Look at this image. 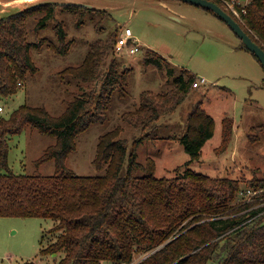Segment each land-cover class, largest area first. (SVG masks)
Wrapping results in <instances>:
<instances>
[{
	"label": "trees",
	"instance_id": "16d2710c",
	"mask_svg": "<svg viewBox=\"0 0 264 264\" xmlns=\"http://www.w3.org/2000/svg\"><path fill=\"white\" fill-rule=\"evenodd\" d=\"M213 1L222 6L221 0ZM56 5L52 1L28 5L0 17V96L12 95L27 73L36 72L30 55L32 46L47 43L57 52L69 48L63 20L56 24L59 47L46 37L28 40L27 17L35 16L33 30L37 32L55 17ZM60 5L69 12L79 9L80 17L85 10L96 11L77 3ZM237 7L245 21L240 25L264 48V0H248L245 6ZM116 33L92 44L80 64L58 71L62 79L93 82L87 90L63 99L62 112L53 114L43 105L23 103L8 115H0V216L52 218L54 224L49 231L55 239L41 247L40 254L62 252L55 264H122L130 262L135 252L149 251L134 264H264V216L236 226L242 217L237 213L248 205H236L240 189L264 186V175L217 177L184 167L174 175L157 176L150 157L147 163L137 159L141 138L127 152L120 125L98 136L93 162L103 169L102 173L82 175L66 166L78 134L94 118L101 117L113 90L117 88L122 94L126 86L130 69L115 56L103 68ZM162 60L146 58L147 62L155 61L159 69L165 67L167 75L173 74L169 61ZM198 78L194 73L186 78L179 74L173 79L172 90L141 93L124 117L146 127L182 100ZM231 123V119L222 121L224 140L232 137ZM214 124L213 116L200 101L189 113L186 128L178 138L189 154L188 161L201 156ZM26 126L54 137L35 159L38 165L53 159V173H18L9 166L7 139ZM126 158L128 165L123 173ZM23 264L38 263L26 260Z\"/></svg>",
	"mask_w": 264,
	"mask_h": 264
},
{
	"label": "rangeland",
	"instance_id": "374dc122",
	"mask_svg": "<svg viewBox=\"0 0 264 264\" xmlns=\"http://www.w3.org/2000/svg\"><path fill=\"white\" fill-rule=\"evenodd\" d=\"M5 1L7 4H3ZM47 1L57 3L55 17L34 32L35 16H28V40L46 37L59 47L56 24L63 20L69 48L57 52L47 43L32 46L30 55L37 70L34 74L27 73L15 93L0 96L3 106L0 115H8L23 103L43 105L53 114L62 112L63 99L87 90L93 82L73 77L62 79L58 71L80 64L92 44L108 40L113 32H117L116 38L128 26L138 40L139 49L134 53L125 50L117 53L114 43L103 65L104 68L115 56L130 69L123 93L115 88L101 117L94 118L78 134L75 149L66 157V166L82 175L102 173L103 169L93 162L98 136L120 125V137L127 152L141 138L136 147L137 159L147 163L150 157L157 176L174 175L184 167L217 177L246 179L264 175V69L223 19L211 10L182 0H165L166 4L159 0H33L21 5V1L0 0V17ZM221 2L224 10L244 24L237 5L245 6L248 0ZM60 3L83 4L96 11L85 10L80 17L79 9L69 12ZM150 56L169 61L173 74L167 75L165 67L159 69L155 61L147 62ZM191 73L204 77L205 82L192 85L182 100L146 127L124 117L141 93L172 90L176 75L186 78ZM200 101L214 118V132L202 146L201 156L188 161L189 154L178 138L186 128L189 113ZM224 118L232 120L233 134L229 140L223 137ZM54 140L37 128L24 127L7 139L9 166L18 173H53V159L39 165L35 159ZM127 165L126 158L123 173ZM53 224L50 217L0 216V264H23L26 260L55 264L62 252L40 254L41 247L55 239L49 231ZM150 252H135L125 264H134ZM102 264L110 263L102 261Z\"/></svg>",
	"mask_w": 264,
	"mask_h": 264
},
{
	"label": "built area",
	"instance_id": "2783aa9c",
	"mask_svg": "<svg viewBox=\"0 0 264 264\" xmlns=\"http://www.w3.org/2000/svg\"><path fill=\"white\" fill-rule=\"evenodd\" d=\"M242 11H245V9L243 8ZM234 12L238 13L237 10H235ZM114 47L117 53H120L123 50L129 53H134L139 49L138 40L133 35L130 27L125 26L122 28L121 32L116 37ZM201 82H205L204 77H199L196 81H194L193 86H198ZM2 110H3V106L0 104V112ZM239 195L240 198L236 205L238 204H248V205H243L244 206L243 209L237 213L238 215H242V217L240 219V222L236 224V226H239L257 216H264V186H259V187L243 186L239 191ZM253 210H257V211L253 212ZM222 216L226 217V215H222ZM222 216H215V217H222Z\"/></svg>",
	"mask_w": 264,
	"mask_h": 264
},
{
	"label": "water",
	"instance_id": "95a60500",
	"mask_svg": "<svg viewBox=\"0 0 264 264\" xmlns=\"http://www.w3.org/2000/svg\"><path fill=\"white\" fill-rule=\"evenodd\" d=\"M194 5L201 6L214 12L223 19L233 32L240 38L243 45L256 56L264 69V48L254 41L251 36L243 29L240 23L234 19L226 10L213 0H182Z\"/></svg>",
	"mask_w": 264,
	"mask_h": 264
},
{
	"label": "crops",
	"instance_id": "0c3cea01",
	"mask_svg": "<svg viewBox=\"0 0 264 264\" xmlns=\"http://www.w3.org/2000/svg\"><path fill=\"white\" fill-rule=\"evenodd\" d=\"M15 1H21V2H19V4L21 3H25V2H27V1H33V0H15ZM161 3H163V4H166V2H165V0H159ZM3 4H7V1H5V2H3ZM15 4V3H14ZM20 4V5H21ZM4 8H1V10H3ZM209 10V9H208Z\"/></svg>",
	"mask_w": 264,
	"mask_h": 264
}]
</instances>
